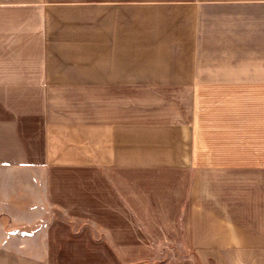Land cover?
Listing matches in <instances>:
<instances>
[{
    "label": "crops",
    "instance_id": "obj_1",
    "mask_svg": "<svg viewBox=\"0 0 264 264\" xmlns=\"http://www.w3.org/2000/svg\"><path fill=\"white\" fill-rule=\"evenodd\" d=\"M0 176V264H264V0H0Z\"/></svg>",
    "mask_w": 264,
    "mask_h": 264
},
{
    "label": "rangeland",
    "instance_id": "obj_2",
    "mask_svg": "<svg viewBox=\"0 0 264 264\" xmlns=\"http://www.w3.org/2000/svg\"><path fill=\"white\" fill-rule=\"evenodd\" d=\"M3 179L0 176V213L4 212L6 208L2 205L4 201V196H7V191L3 189ZM21 196L23 194L21 193ZM37 196V195H36ZM43 197V196H41ZM36 213L44 214L46 217L48 216V205L46 206H39L35 207ZM7 257L9 256L10 259H13V255H0ZM166 256V255H165ZM164 256V257H165ZM21 263L25 260L33 261L34 259H39L41 263H48V254H27L21 253L20 254ZM54 258L58 264L67 263V264H122L117 256L110 255V254H99V255H78V254H69V255H54Z\"/></svg>",
    "mask_w": 264,
    "mask_h": 264
}]
</instances>
